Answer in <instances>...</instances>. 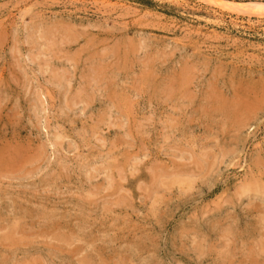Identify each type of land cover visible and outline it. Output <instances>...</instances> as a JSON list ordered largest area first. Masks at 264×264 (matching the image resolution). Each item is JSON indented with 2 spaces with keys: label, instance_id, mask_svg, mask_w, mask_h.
I'll return each mask as SVG.
<instances>
[{
  "label": "rangeland",
  "instance_id": "obj_1",
  "mask_svg": "<svg viewBox=\"0 0 264 264\" xmlns=\"http://www.w3.org/2000/svg\"><path fill=\"white\" fill-rule=\"evenodd\" d=\"M222 1L0 0V264H264V0Z\"/></svg>",
  "mask_w": 264,
  "mask_h": 264
},
{
  "label": "bare ground",
  "instance_id": "obj_2",
  "mask_svg": "<svg viewBox=\"0 0 264 264\" xmlns=\"http://www.w3.org/2000/svg\"><path fill=\"white\" fill-rule=\"evenodd\" d=\"M110 1H111V0H110ZM162 1H163V0H162ZM180 1H181V0H180ZM197 1H198V0H197ZM223 1H224V0H223ZM223 1H222V2H223ZM226 1H227V0H226ZM82 2H83V1H82ZM105 2H106V1H105ZM165 2H166V1H165ZM168 2H169V1H168ZM175 2H176V1H175ZM194 2H195V1H194ZM114 3H115V2H114ZM170 3H171V2H170ZM176 3H177V2H176ZM185 3H186V2H185ZM219 3H220V2H219ZM223 3L226 4L225 1H224ZM97 4H98V2H97ZM112 4H113V2H112ZM195 4H196V3H195ZM220 4H221V3H220ZM229 4H231V3H229ZM99 5H100V2H99ZM110 5H111V3L109 4V6H110ZM114 5H115V4H114ZM231 5H233V3H232ZM111 6H112V5H111ZM203 6H205V5H203ZM203 6H202V7H203ZM210 6H211V5H210ZM216 6H218V5H216ZM216 6H212V7H215V8H216ZM235 6H236V5H235ZM237 6H238V4H237ZM257 6H258V5H257ZM176 7H177V6H176ZM219 7H221V6H219ZM225 7H226V6H225ZM253 7L255 8V6H250L249 8H253ZM180 8H181V7H180ZM180 8H179V9H180ZM190 8H191V7H190ZM199 8H200V7H199ZM221 8H222V7H221ZM245 8H247V7H245ZM258 8L260 9L258 12L264 14V4L259 5ZM192 9H193V8H192ZM202 9H205V8H202ZM202 9H201V10H202ZM218 9H219V8H218ZM210 10H211V9H210ZM203 11H204V10H203ZM213 11H214V10H213ZM213 11H212V12H213ZM205 12H206V11H205ZM203 13H204V12H203ZM215 13H216V12H215ZM184 14H185V13H184ZM188 14H189V13H188ZM189 15H190V14H189ZM213 15H214V14H213ZM225 15H226V14H225ZM206 16H207V15H206ZM211 16H212V15H211ZM211 16H210V17H211ZM214 16H215V15H214ZM216 16H217V15H216ZM226 17H227V16H226ZM212 18H214V17H212ZM224 18H225V17H224ZM249 19H250V18H249ZM190 20H191V19H190ZM217 20H218V19H217ZM217 20H216V21H217ZM228 21H229V20H228ZM239 22H240V21H239ZM240 23H241V22H240ZM229 24H231V23H229ZM247 24H248V23H247ZM250 26H251V25H250ZM227 27H228V26H227ZM243 27H244V26H243ZM251 27H252V26H251ZM235 30H236V29H235ZM248 30H249V29H248ZM248 30H247V31H248ZM225 33H227V32H225ZM230 33H231V32H230ZM228 34H229V33H228ZM233 39L235 40V38H233ZM234 40H233V41H234ZM237 40H238V39H237ZM227 41H228V40H227ZM229 41H230V40H229ZM234 43H235V42H234ZM102 74H104V73H101V75H102ZM96 76H98V75H96ZM98 77H99V76H98ZM120 104H121V103H120ZM231 106H232V105H231ZM222 107H223V106H222ZM236 107H237V106H236ZM236 107H235V109H239V108H238L239 106H238L237 108H236ZM223 108H224V107H223ZM220 110H221V109H220ZM225 110H226V109H225ZM239 110H240V109H239ZM227 111H228V110H227ZM220 112H221V111H220ZM247 112H248V111H247ZM225 113H226V111H225ZM237 113H238V112H237ZM240 113H241V112H240ZM242 113H243V112H242ZM242 113H241V114H242ZM245 113H246V112H245ZM245 113H244V114H245ZM238 114H239V113H238ZM250 114H251V113H250ZM225 115H226V114H225ZM230 116H231V115H230ZM234 116H235V113H234ZM242 116H243V115H242ZM235 117H236V116H235ZM250 117H251V115H250ZM237 118H238V117H237ZM248 118H249V117H248ZM248 118H247V120H248ZM226 119H227V118H226ZM245 119H246V118H245ZM243 121H244V120H243ZM233 122H234V121H233ZM240 122H241V120H240ZM244 122H245V121H244ZM242 123H243V122H242ZM242 123H241V124H242ZM224 124H225V123H224ZM238 124H239V123H238ZM243 124H244V123H243ZM234 126H235V125H234Z\"/></svg>",
  "mask_w": 264,
  "mask_h": 264
}]
</instances>
